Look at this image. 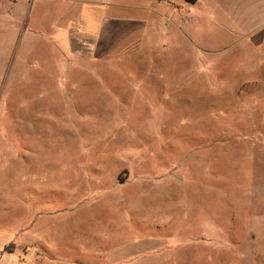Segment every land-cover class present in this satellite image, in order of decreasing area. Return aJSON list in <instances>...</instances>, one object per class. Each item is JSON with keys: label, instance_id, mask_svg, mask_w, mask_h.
<instances>
[{"label": "rangeland", "instance_id": "1", "mask_svg": "<svg viewBox=\"0 0 264 264\" xmlns=\"http://www.w3.org/2000/svg\"><path fill=\"white\" fill-rule=\"evenodd\" d=\"M96 2L0 0V264H264V53L204 18L236 0Z\"/></svg>", "mask_w": 264, "mask_h": 264}, {"label": "crops", "instance_id": "2", "mask_svg": "<svg viewBox=\"0 0 264 264\" xmlns=\"http://www.w3.org/2000/svg\"><path fill=\"white\" fill-rule=\"evenodd\" d=\"M96 3H91L92 6H87L82 8L83 11H88L91 14L103 12V8L99 0H96ZM191 6L194 8L196 6L202 5L203 0H186ZM216 9H221V13H211L209 16L204 17L207 20L212 19L214 15H223L220 18H215L213 20L216 23L221 22V18L223 20L222 23L229 24L231 26L237 25L238 28H235L237 32L240 33H250L252 36L254 35L256 38L257 46H259L264 53V0H236L234 4L235 13L231 12L227 9V6H215ZM249 16L248 19H234L233 15L236 16ZM196 15L199 17L200 14L197 12ZM216 17V16H215ZM88 25V24H87ZM228 25H225L227 27ZM224 30V29H223ZM236 32V33H237Z\"/></svg>", "mask_w": 264, "mask_h": 264}]
</instances>
